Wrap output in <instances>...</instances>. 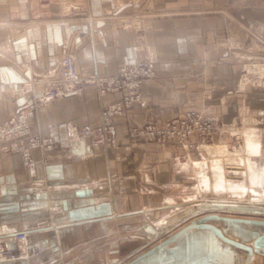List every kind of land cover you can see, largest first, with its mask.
Here are the masks:
<instances>
[{"label":"crops","instance_id":"obj_1","mask_svg":"<svg viewBox=\"0 0 264 264\" xmlns=\"http://www.w3.org/2000/svg\"><path fill=\"white\" fill-rule=\"evenodd\" d=\"M66 52L83 75L115 74L138 58L157 75L117 118L114 143L69 135L71 123L98 122L120 96L88 86L37 106L32 131L54 136V149H34L31 161L0 149V238L18 247L0 264H231L220 233L264 256L263 222L194 203L230 201L216 183L240 174L242 157L264 180V84L243 82L248 60H264V0H0V120L43 95ZM191 108L221 121L211 142L129 135ZM236 129L242 139L225 164L216 145Z\"/></svg>","mask_w":264,"mask_h":264},{"label":"built area","instance_id":"obj_2","mask_svg":"<svg viewBox=\"0 0 264 264\" xmlns=\"http://www.w3.org/2000/svg\"><path fill=\"white\" fill-rule=\"evenodd\" d=\"M67 44H63L66 47ZM157 70L149 58H138L119 64L118 71L110 75H83L70 53H64L60 59L56 75L47 81L43 95L26 105L19 111L0 120V149L3 152H20L26 161L32 160L34 149L49 151L54 149L57 140L52 135H43L32 131V118L40 103L59 98L66 91H81L88 86L97 87L101 95L118 94V99L104 103L98 122L71 123L69 135L71 138L89 139L92 147L106 143H114L117 133V118L143 99L141 85L155 78ZM221 123L206 116L202 110L191 108L183 113L167 119L163 124L150 121L143 125L130 127L132 137H145L148 140L177 141L187 148L196 147L197 138L201 143H207L217 131ZM237 142L239 133L234 135ZM2 225L0 223V233ZM25 232L13 235L16 241L26 238ZM18 255V247L11 246L8 239L0 238V258H14Z\"/></svg>","mask_w":264,"mask_h":264},{"label":"rangeland","instance_id":"obj_3","mask_svg":"<svg viewBox=\"0 0 264 264\" xmlns=\"http://www.w3.org/2000/svg\"><path fill=\"white\" fill-rule=\"evenodd\" d=\"M243 82L245 83V85H252V86L264 84V60H253V59L248 60L247 65H246V74L244 76ZM211 118L217 119L216 117H211ZM246 120L251 121V120H254V118L252 116H250V117H247ZM218 121L221 123L220 120H218ZM233 131L234 132L232 133L231 142H229V143H226V142L221 143L220 142V143H218L219 145H216V150H215L217 157L222 158L223 161L225 162V164H229V165L234 163L232 157H233L234 153L237 152L235 147H237L239 145V142L242 139V133H243L240 129H236ZM236 131H238V132H236ZM235 133H239V135H240V138L237 142L235 141V138L233 136ZM209 142H211V141H209ZM241 161H242V164L240 163V165L243 168H236L237 173L239 172L240 174H227L226 173L225 176H229L232 178L236 177L237 179L243 178V177H241L242 176L241 174L244 171L243 170L244 167L246 166L245 171L249 172L251 166L248 164V160H246L247 163L245 162L243 157L241 158ZM237 166H239V165H237ZM247 168L249 169V171H247ZM245 177H246V175H245ZM237 179H235L234 181L239 182V179L238 180ZM251 181L252 180L250 178V182ZM223 183H224V181L220 180V182L216 183V188L218 189V187H219L218 185L223 184ZM250 184H251L252 188L257 190V194H252V196L256 197V199L254 201L253 200L251 201L250 198L244 199V201L250 202L247 204L248 205L247 207L236 206L237 204H239L238 202L236 205H234L233 203H225V205L223 206L220 203H218V202H222L223 199H206V197H205L206 195H199L198 199L196 201H194V203H197L199 211H202V210H206V211L207 210H216V211L226 210V211H230L228 213L230 214V217H232V218L241 217V218H245V219L261 221L264 223V205L261 206V204H264V192L262 191L263 188L259 189L258 187L254 186L257 184L254 183L253 181ZM219 188L223 189V187H221V186ZM229 204H230V206H228ZM231 204H233L232 207H231ZM233 206H235V207H233ZM224 243H225V245H227L226 242H224ZM230 248H231L230 249L231 258L229 259V262L231 264H239V263L240 264H264V256L262 255L263 252H261V251H251L248 249L239 248L238 246H235L233 243L230 245ZM225 251H228V249H225ZM4 259H10V258H4ZM237 261H238V263H237Z\"/></svg>","mask_w":264,"mask_h":264},{"label":"bare ground","instance_id":"obj_4","mask_svg":"<svg viewBox=\"0 0 264 264\" xmlns=\"http://www.w3.org/2000/svg\"><path fill=\"white\" fill-rule=\"evenodd\" d=\"M252 68V67H251ZM253 69V68H252ZM236 132H238V131H236ZM247 135H249V136H252V131L250 130L248 133H247ZM249 147H253V145L252 144H249ZM244 158V160H245V162H246V160H248V164L251 166V168L253 167L252 166V161L250 160V158H248V157H243ZM247 163V162H246ZM246 167V166H245ZM245 167H244V172H245V175H246V177L245 178H247V179H249V181H250V178H251V180L254 182V183H256L257 185H260L262 182H264V180H262L261 179V176H259L258 174L256 175V174H254V172H252V171H249V172H246L245 171ZM243 168V167H242ZM242 170V169H241ZM226 175V174H225ZM244 175V176H245ZM231 176V175H230ZM235 179H237L236 177H229V176H225L224 177V179H221V180H223L224 181V183L223 184H219L218 186L220 187H223V188H225V189H229V193H230V195L231 196H234V197H232L231 198V200L230 201H228V199H223V198H221V199H223L222 200V202H218V203H220V204H225V203H233L234 205H236L237 204V201L238 200H244V199H248V198H250V200L252 201H254L255 199H256V197L255 196H252V194H257V190L256 189H254V188H252V186H251V182L250 183H248V184H246L245 182H244V178H238L239 179V182H236V181H234ZM237 179V180H238ZM243 179V180H242ZM261 179V180H260ZM213 184V183H212ZM213 186V185H212ZM218 187V188H219ZM262 191L264 192V188L262 189ZM229 195V196H230ZM252 197V198H251ZM217 204V203H216ZM233 204H231V207H232V205ZM233 207H235V206H233ZM218 208V207H217ZM226 208V207H225ZM239 209V208H238ZM247 209V208H246ZM237 211V210H236ZM240 211V210H239ZM242 211V210H241ZM257 213V212H256ZM27 237V236H26ZM26 238H24L23 240H20V241H24ZM6 258V257H5ZM0 259H4V258H0Z\"/></svg>","mask_w":264,"mask_h":264},{"label":"water","instance_id":"obj_5","mask_svg":"<svg viewBox=\"0 0 264 264\" xmlns=\"http://www.w3.org/2000/svg\"><path fill=\"white\" fill-rule=\"evenodd\" d=\"M220 235L227 241V242H230V243H233L235 244L236 241L233 239V238H229V237H226L224 236L222 233H220ZM256 243L257 244H261V245H264V235L262 237H260L259 239L256 240Z\"/></svg>","mask_w":264,"mask_h":264}]
</instances>
